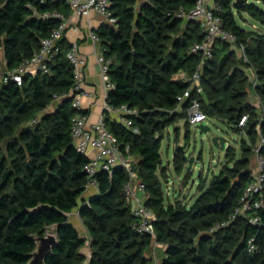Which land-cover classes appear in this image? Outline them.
Masks as SVG:
<instances>
[{
  "label": "trees",
  "instance_id": "1",
  "mask_svg": "<svg viewBox=\"0 0 264 264\" xmlns=\"http://www.w3.org/2000/svg\"><path fill=\"white\" fill-rule=\"evenodd\" d=\"M193 6L194 0H111L116 24L96 31L109 61L107 78L114 85L107 94L109 107L125 105L137 111L128 117L131 128L107 117L105 122L120 149L128 147L134 158L148 195L144 205L154 215V236L132 227L136 218L123 195L127 176L122 169L99 171L97 194L78 207L86 189L88 159L76 152L71 126L76 114L87 112H77L72 100L63 97L73 86V70L65 57L70 46L48 63L47 74L25 75L21 86L0 79V264H29L37 238L51 228L56 242L44 264H151L147 254L154 241L164 247L161 264H264V209L255 226L239 217L210 232L228 222L239 206L249 183L250 155L260 134L264 136V32L247 31L236 18L246 12L264 25V0H215V14L236 44L215 43L212 58L201 69L203 94L191 91L180 101L201 63L191 52L203 39L201 27L181 16ZM69 12L67 0H0V73L1 57L4 75L15 70L59 26L53 15L66 18ZM63 45L62 39V51ZM231 46L243 47L246 61L237 59ZM239 64L254 71L256 85L249 83ZM249 93L259 97L260 112L248 102ZM193 99L206 116L245 133L251 145L243 142L237 160L228 148L227 164L208 187L201 182L200 195L188 206L179 199L168 202L164 195L160 149L165 131L178 120L184 121L188 136L185 119ZM243 115L248 119L239 127ZM173 161L180 174L186 162L181 148ZM76 208L85 238L69 223L68 215ZM249 239L254 240L252 253L247 251Z\"/></svg>",
  "mask_w": 264,
  "mask_h": 264
},
{
  "label": "built area",
  "instance_id": "2",
  "mask_svg": "<svg viewBox=\"0 0 264 264\" xmlns=\"http://www.w3.org/2000/svg\"><path fill=\"white\" fill-rule=\"evenodd\" d=\"M67 4L71 11L78 17L87 16L91 12H96L106 19L107 25L114 26L116 24V20L110 13L111 0H67ZM181 16L187 21L194 20L199 23L203 33V39L191 47V52L200 56L201 63L189 78L190 88L180 98V101L190 97L191 91L197 95L203 94V88L200 85L201 69L205 61L212 58L215 43L223 41L231 45L236 44L235 37L223 29L222 19L215 14L214 6H210L208 0H194V6L191 11L187 14L182 12ZM53 17L60 21L59 26L41 41L38 51L30 59L23 61L18 68L3 75L1 79H4L5 82L11 80L18 86H21L25 75L48 73L47 65L62 52L60 41L70 28V22L63 15L56 13ZM73 30L76 31L77 29L73 28ZM252 31L264 32V25L257 24ZM89 37L92 42L96 44L100 43V39L96 33H90ZM238 49L246 61L243 47L239 46ZM65 57L73 70V86L70 92L63 97H72V108L80 112L82 111L81 97L84 95L83 71L86 66V59L80 53L77 43L70 45ZM97 63L105 81V89L108 92L114 88V85L107 78L109 61L106 60L103 54H100L97 57ZM30 69H33V73L29 72ZM255 77L253 75V79ZM254 82L253 85H256L257 80L255 79ZM256 97L260 102L259 97ZM107 110L122 114L121 124L127 128L132 127V122L128 117L137 114V111L129 109L125 105L118 108L108 107ZM207 117L201 111L198 100L193 99L187 109L185 121L190 126H195L202 124L207 120ZM247 119L248 115H243L238 126L244 127ZM132 132L138 133V130L132 128ZM71 139L76 152L88 159V163L84 169L87 177L85 192L90 189H97L95 175L99 171H106L112 174L116 168L124 170L127 180L123 187V195L126 202L131 205L132 214L136 218V222L132 227L139 234L154 236L152 225L154 215L144 205L145 200L148 198L145 186L137 177V172L133 167L134 160L129 154V148L126 147L124 151L120 149L118 139L109 130L105 122V117H100L96 123H89L87 116L76 114L72 119ZM262 149H264V136L260 134L259 142L253 149L255 161L248 170L249 183L242 193L239 206L235 209L228 222L211 228L210 232L225 227L229 222L235 221L239 217L245 218L249 224L254 226L260 222L258 212L264 209V155L261 154ZM90 151H94V154L91 156L89 155ZM254 249V240L249 239L247 241V251L252 253Z\"/></svg>",
  "mask_w": 264,
  "mask_h": 264
},
{
  "label": "rangeland",
  "instance_id": "3",
  "mask_svg": "<svg viewBox=\"0 0 264 264\" xmlns=\"http://www.w3.org/2000/svg\"><path fill=\"white\" fill-rule=\"evenodd\" d=\"M247 2L251 3L252 0H247ZM236 18L238 24L247 31L252 30L254 26L257 25L254 19L246 12L239 13ZM219 46L220 45L218 44L217 47ZM231 47L232 50H234L237 59L245 60L238 48H235V46ZM62 53L64 54L65 51L63 50ZM239 67L245 71L249 83L253 85L256 79V77L253 79V75H255L254 71L242 64H239ZM2 71H5L4 66H2ZM1 77L2 75L0 73V79ZM248 102L258 112L261 111V103L257 100L256 96H252V94L249 93ZM52 109L53 107L48 109V111H51ZM184 124L183 120H178L165 131L160 149L163 167L162 171L165 172V176L160 179L164 195L168 202H173L175 199H179L188 206H191L200 195L199 187L201 182H204L205 187H208L213 176L216 175L223 165H226L228 162L226 151L220 152L212 145L211 139L213 137H221L225 139V146L233 150L234 158L236 160L242 156L243 142L246 145H251V142L245 133L239 134L233 131L224 121L217 117H207V120L202 124H197L195 126L189 125L187 137H185L186 132ZM199 125L208 127L209 131L201 134L198 129ZM258 142L259 138L257 139L256 145ZM177 148H181L186 157L185 165L180 174L176 171L173 161L174 152ZM191 158H193V163L189 165V160ZM254 161L255 156L252 154L249 158L250 167L254 164ZM160 172L157 174L160 175ZM185 176H190V178H187L186 183L184 182ZM78 229L79 232L87 237L86 231L80 225H78ZM46 235H55V233L51 228L46 231L45 236ZM86 249L87 248L83 251L89 253Z\"/></svg>",
  "mask_w": 264,
  "mask_h": 264
},
{
  "label": "crops",
  "instance_id": "4",
  "mask_svg": "<svg viewBox=\"0 0 264 264\" xmlns=\"http://www.w3.org/2000/svg\"><path fill=\"white\" fill-rule=\"evenodd\" d=\"M141 1L142 0H138V3ZM208 2L210 6H214L215 4V0H208ZM66 18L70 22V28L66 31L63 38V50L66 51L72 43H77L80 53L86 59V66L83 71L84 95L81 97V105L82 110L87 112L88 122L96 123L100 117L103 116L109 118L110 121H115L121 124L123 115L107 110L109 107L107 103L108 92L105 89V81L97 63V57L100 54H103L102 45L101 43L96 44L92 42L89 37L90 33H96L97 30L104 25H107L106 19L96 12H91L87 16L78 17L71 11V9ZM73 28H76L77 30L74 31ZM1 60L2 66L5 68L6 65L3 57H1ZM29 72L33 73V69H30ZM1 75H4V71H2ZM252 96L257 95L253 93ZM93 154L94 151L89 152L90 156ZM96 194L97 189H90L82 195L78 204L81 205L84 202H88L90 197ZM68 217L69 223L76 229L82 238H85L86 236L79 232L78 229V225H80L85 230L79 217V208L74 209ZM85 248L89 251L88 247ZM85 254L89 255V253ZM147 255L151 259V264H161V261L165 256L163 245L154 241Z\"/></svg>",
  "mask_w": 264,
  "mask_h": 264
},
{
  "label": "water",
  "instance_id": "5",
  "mask_svg": "<svg viewBox=\"0 0 264 264\" xmlns=\"http://www.w3.org/2000/svg\"><path fill=\"white\" fill-rule=\"evenodd\" d=\"M238 2H241L238 0ZM68 100H72V97H68ZM198 129L201 134L209 131L208 127L199 125ZM212 145L220 152L227 151L228 147L225 146V139L221 137H213L211 139ZM193 163V158L189 160V165ZM120 169V168H119ZM79 205V204H78ZM80 206V205H79ZM56 242V235H46L37 238V249L31 255V261L29 264H44L45 258L51 253L54 243Z\"/></svg>",
  "mask_w": 264,
  "mask_h": 264
}]
</instances>
